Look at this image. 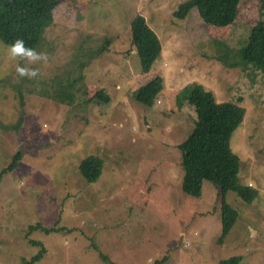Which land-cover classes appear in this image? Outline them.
I'll return each mask as SVG.
<instances>
[{
  "label": "rangeland",
  "instance_id": "374dc122",
  "mask_svg": "<svg viewBox=\"0 0 264 264\" xmlns=\"http://www.w3.org/2000/svg\"><path fill=\"white\" fill-rule=\"evenodd\" d=\"M59 1L36 49L49 56L32 65L36 80L17 76L0 41V172L21 155L0 181V264L36 257L31 240L48 250L38 264H264V68L241 63L264 0H242L226 28L205 25L196 9L176 19L189 0ZM136 16L163 44L146 74L132 46ZM156 78L164 87L154 103L135 100ZM196 83L246 111L229 146L240 184L259 198L227 195L239 219L222 243L220 191L205 181L198 196L184 190L178 146L195 130ZM101 90L107 105L93 101ZM38 224L71 233L30 234Z\"/></svg>",
  "mask_w": 264,
  "mask_h": 264
},
{
  "label": "trees",
  "instance_id": "16d2710c",
  "mask_svg": "<svg viewBox=\"0 0 264 264\" xmlns=\"http://www.w3.org/2000/svg\"><path fill=\"white\" fill-rule=\"evenodd\" d=\"M241 1L189 0L178 7L174 17L184 21L196 9L205 25L226 28L231 24ZM60 5L59 0H0V41L9 46L15 39L23 38L26 46L37 49ZM132 46L139 55L142 73H149L161 57L163 44L142 16L133 19ZM241 63L264 68V23L252 29L249 42L242 52ZM163 87L164 81L156 78L135 92L134 99L145 106H151ZM110 99L109 94L101 90L93 101L107 105ZM190 102L196 112L195 130L188 140L178 146L182 153V166L188 176L184 190L198 196L200 184L205 181L220 191L222 231L217 243H222L239 219L238 212L226 202L227 195H243L250 205L259 198V191L252 188L246 191L240 184L241 160L229 146L230 138L243 123L246 111L232 102L217 103L213 93L197 83L192 87ZM20 158L21 155L16 154L10 166L0 172V181L9 170L17 167ZM85 172L89 173L88 178L94 176L90 175L88 168ZM37 231L47 234L62 231L71 233V230L64 227L46 228L43 224L30 227V234ZM31 244L38 246L41 251L31 260H21V264H38L48 254L44 243L31 240ZM242 260V257H232L219 264H241ZM164 262L165 259L154 264Z\"/></svg>",
  "mask_w": 264,
  "mask_h": 264
},
{
  "label": "clouds",
  "instance_id": "9594fccd",
  "mask_svg": "<svg viewBox=\"0 0 264 264\" xmlns=\"http://www.w3.org/2000/svg\"><path fill=\"white\" fill-rule=\"evenodd\" d=\"M8 56L17 61L15 64V72L19 78H27L29 80H36L42 74L40 69L32 67L37 64H47L49 56L46 52H38L35 48L26 46L23 38H17L8 46ZM27 61L26 66H22L18 61Z\"/></svg>",
  "mask_w": 264,
  "mask_h": 264
}]
</instances>
